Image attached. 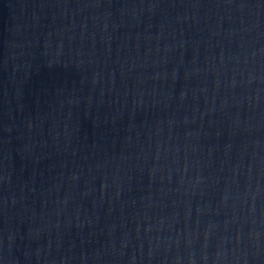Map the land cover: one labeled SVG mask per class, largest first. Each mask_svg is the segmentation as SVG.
<instances>
[{"label":"water","instance_id":"95a60500","mask_svg":"<svg viewBox=\"0 0 264 264\" xmlns=\"http://www.w3.org/2000/svg\"><path fill=\"white\" fill-rule=\"evenodd\" d=\"M0 264H264V0H0Z\"/></svg>","mask_w":264,"mask_h":264}]
</instances>
